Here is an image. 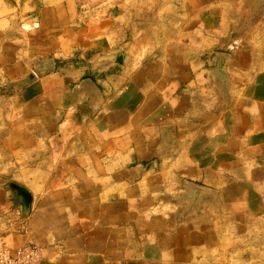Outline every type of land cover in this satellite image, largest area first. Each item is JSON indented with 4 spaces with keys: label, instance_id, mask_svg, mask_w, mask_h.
<instances>
[{
    "label": "crops",
    "instance_id": "obj_1",
    "mask_svg": "<svg viewBox=\"0 0 264 264\" xmlns=\"http://www.w3.org/2000/svg\"><path fill=\"white\" fill-rule=\"evenodd\" d=\"M0 241L264 264V0H0Z\"/></svg>",
    "mask_w": 264,
    "mask_h": 264
},
{
    "label": "built area",
    "instance_id": "obj_2",
    "mask_svg": "<svg viewBox=\"0 0 264 264\" xmlns=\"http://www.w3.org/2000/svg\"><path fill=\"white\" fill-rule=\"evenodd\" d=\"M41 258V249L35 244L10 247L6 241H0V264H41Z\"/></svg>",
    "mask_w": 264,
    "mask_h": 264
},
{
    "label": "rangeland",
    "instance_id": "obj_3",
    "mask_svg": "<svg viewBox=\"0 0 264 264\" xmlns=\"http://www.w3.org/2000/svg\"><path fill=\"white\" fill-rule=\"evenodd\" d=\"M139 4L146 3V0H138ZM250 192V191H249ZM24 226H26V222L24 223ZM259 253V254H258ZM255 255L250 253V258L257 259V258H264V252H258Z\"/></svg>",
    "mask_w": 264,
    "mask_h": 264
},
{
    "label": "bare ground",
    "instance_id": "obj_4",
    "mask_svg": "<svg viewBox=\"0 0 264 264\" xmlns=\"http://www.w3.org/2000/svg\"><path fill=\"white\" fill-rule=\"evenodd\" d=\"M34 26L33 25H25L24 28L26 29H32Z\"/></svg>",
    "mask_w": 264,
    "mask_h": 264
}]
</instances>
